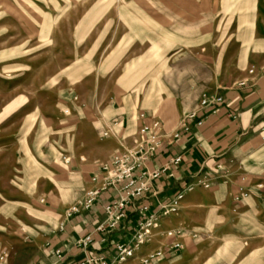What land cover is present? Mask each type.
<instances>
[{
  "label": "crops",
  "instance_id": "obj_1",
  "mask_svg": "<svg viewBox=\"0 0 264 264\" xmlns=\"http://www.w3.org/2000/svg\"><path fill=\"white\" fill-rule=\"evenodd\" d=\"M237 1L234 7L245 11L231 22L236 29L226 38L228 43H223L225 37L201 29L192 36L190 23L171 26L166 22L162 29L168 39L182 42L161 54L168 57L166 70L157 66L156 74L145 86L136 84L134 93L109 105L97 119L87 108H74L69 118L49 122L53 127L43 138L44 161L40 168L46 185L53 186L46 190L47 205L41 206L43 217L37 227L27 228L30 243L22 248L24 255L15 256L1 249L7 255L0 264H77L86 256L104 258L106 264H113L115 245L133 244L135 208L143 202L148 214L158 213L160 206L170 203L179 193L183 198L178 202V211L158 219L150 242L138 248L128 264H140L155 251H162L163 256L152 264H222L215 237L228 227L230 209L241 203L249 207L264 184V0ZM250 69L252 74L248 73ZM216 97L222 99L216 113L200 107L204 98ZM192 112H198L197 120H204L202 126L187 120ZM139 113H144L147 121H157L163 136L161 149L146 164L147 171L179 156L181 162L172 168L174 176L161 174L153 181L155 194L130 206L126 220L114 230L108 229L104 212V206L117 196L112 189L100 192L87 211L68 217L71 205L100 186L90 182L99 163L109 162L112 154L135 149L142 125ZM99 131L107 133L102 142L97 141ZM72 132L74 139L67 135ZM71 139L73 159L63 157L70 163L62 159L61 165L66 168L58 173L53 168L58 169L60 149ZM100 148L105 154L94 156ZM202 184L210 188L204 189ZM191 185L193 190L189 192ZM238 188L246 190L248 197L233 203ZM168 231L179 232L176 242L180 249L164 248L173 242L166 238ZM88 236L92 242L83 248L80 244Z\"/></svg>",
  "mask_w": 264,
  "mask_h": 264
},
{
  "label": "rangeland",
  "instance_id": "obj_2",
  "mask_svg": "<svg viewBox=\"0 0 264 264\" xmlns=\"http://www.w3.org/2000/svg\"><path fill=\"white\" fill-rule=\"evenodd\" d=\"M236 2L0 0V250L24 255L27 228L37 227L43 217L46 190L53 186L46 185L40 168L43 138L53 127L49 122L69 118L74 108H87L97 119L134 93L136 84L145 86L157 66L166 70L168 57L161 54L182 44L168 39L166 22L190 23L192 36L206 30L226 42L236 29L231 22L245 11L234 7ZM97 133L98 142L107 138ZM67 135L74 139V132ZM73 146L71 139L61 147L54 171L65 170L61 160L73 159ZM104 152L97 149L94 156ZM261 186L249 207L230 209L228 227L215 237L222 264H264Z\"/></svg>",
  "mask_w": 264,
  "mask_h": 264
},
{
  "label": "built area",
  "instance_id": "obj_3",
  "mask_svg": "<svg viewBox=\"0 0 264 264\" xmlns=\"http://www.w3.org/2000/svg\"><path fill=\"white\" fill-rule=\"evenodd\" d=\"M264 71V63L262 64ZM253 70L248 71L252 74ZM244 85V82L239 84ZM222 104V99L219 97L213 99L204 98L200 102L201 108H211L213 113L218 110L217 106ZM198 112L188 114L187 120L196 121L198 127L203 125L204 120H197ZM138 119L142 121L138 134L140 137L134 150L127 153H116L112 156L109 162L101 164L96 174L91 176V183H99L100 186L93 190L87 191L83 197L71 205L67 211V216L79 214L87 211L92 203L96 200L98 194L107 189H112L117 193L116 198L110 200L104 206V212L108 217L107 227L109 230H114L122 225L126 220V212L135 202H141L150 194L154 195L152 182L157 180L161 174H166L168 178H172L173 167L181 162V157H172L166 164L154 171H147L146 164L149 162L150 156L156 154L162 146L163 136L161 135L160 125L157 121L149 120L144 113L138 114ZM107 137V133L102 134ZM65 164H69V159H63ZM204 189H209V184L201 185ZM193 186H189L187 191H192ZM248 197V192L243 188H238L235 195L232 197L233 203H239ZM183 198L182 193H179L170 203L160 206L158 213L148 214V207L145 203H140L135 208L137 219L133 230V244H117L114 247L115 258L113 264H128L135 257V252L141 246L148 244L152 238L153 230L158 228L157 221L160 218H168L170 215L178 211V202ZM101 230V228H99ZM166 238L173 239L169 245L164 248L180 249V244L176 242L179 236L178 231L166 232ZM92 238L86 237L81 246L86 248L91 244ZM169 246V247H168ZM55 254L60 256V251ZM163 256L162 251H155L149 254L146 258L140 261V264H152ZM6 259V252H0V263ZM77 264H106L104 258H93L86 256Z\"/></svg>",
  "mask_w": 264,
  "mask_h": 264
}]
</instances>
